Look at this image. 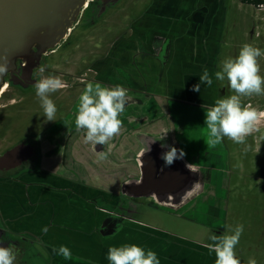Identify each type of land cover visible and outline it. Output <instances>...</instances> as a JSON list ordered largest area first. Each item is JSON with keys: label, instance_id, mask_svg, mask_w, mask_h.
<instances>
[{"label": "flooded vegetation", "instance_id": "af4514ba", "mask_svg": "<svg viewBox=\"0 0 264 264\" xmlns=\"http://www.w3.org/2000/svg\"><path fill=\"white\" fill-rule=\"evenodd\" d=\"M105 1H91L74 29L68 32L60 47L49 50L43 56L51 58L61 51L59 59H52L54 68L50 70L51 74L64 76L65 78L62 80L66 84L64 89L51 95L57 106L56 121L49 122L44 117V121L39 127L40 133L37 135L28 134L26 139L16 141L8 136L11 134L4 127L8 119L5 115L0 117V125H2L0 127V142L4 131H7L9 140V144L5 148H0V158L17 145L24 146L25 144L31 147H28L22 153V160L15 162V166H0V244L5 247L15 245L18 253L15 264H55L49 255L53 252V247L58 249L59 246L65 245L74 253H79L85 243H87L85 252L90 253L91 248L97 249L96 253L101 264H109L107 260L109 247L123 244H137L146 250L151 249L156 252L163 250L167 256H170L168 251L171 248L174 251V257L177 253H181L178 258L179 264H213L216 258L215 253L209 254L206 247H203L205 248L204 253H194V250H196L194 244L192 246L182 245L179 241L165 236L164 232L158 227L162 213L170 216L177 224L180 223V219L190 221V209L192 200L195 197L193 196V190L196 187L190 181V179H193L191 174L193 171H190L184 163L185 161L189 164L190 161L188 162L183 157L182 159H176L171 166H165L164 160L161 159V154L168 150L162 148V144L175 146L177 149H180V146L184 144L180 139L173 137L172 140L170 132L151 134L155 136L153 140H143L144 133H141V138H139L141 148L138 154L140 158L139 174L134 178H137L140 182L152 183L153 186L149 184L143 186L138 183L130 185V181H125L123 191L121 190L120 196H118L123 199L121 205L112 209L100 207L96 201L98 197H95V194L80 182V177L85 175V168L89 169L91 167L84 159L85 152H96L97 159L100 151L110 149V154L116 152L114 138L106 146H94L91 143H85V132L83 130H76L75 117L78 98L86 84L91 82L95 85L99 82L101 85L105 84L107 87H112L107 80L117 82L128 90L127 105H129L134 97L140 99L137 95H133L138 91L136 87L139 85L133 81L136 77L137 67L146 63L149 57H152L154 61L161 65L164 56L163 51H157L156 42L152 38L149 42H146L141 36L136 35L133 50H129L132 57L128 63L119 65L120 55H116L104 67L106 68L105 72L99 73L98 71L97 80L80 76L73 77L75 75L74 72H71L73 55L69 54V50L74 40H81L89 47V50L85 51L82 57L90 61L91 64L96 63L99 65V58L93 53V49L101 50L105 45L98 46L90 38L98 40L94 36L96 27L106 21L107 17L111 15V9L123 0L114 3H105ZM80 28H85V32H81L83 33L81 37H76V34H80L78 32ZM113 43H115V40L110 44ZM183 45L184 42L178 41L176 43L177 49L172 62L173 78L166 82L168 86H160L170 88L172 95L155 93V90L148 93L161 99H171L176 105L175 116L180 125L182 123V111L187 109L191 113L187 119L189 138L186 144L191 154H199L198 157H193V166L198 165L197 167H199L202 174H204L203 170L206 169L216 172L221 170L226 157H228L226 160L228 166L230 161L228 152L232 153V151L229 143L224 141L214 147H208L206 142L210 139V130L205 124V115H202L203 112L201 113L200 110H207L208 107L214 105L217 98L226 94L214 77L221 60L205 50L187 53ZM205 68L213 75L212 86L201 85L200 92L192 91V86L199 83V76ZM89 71L93 72L92 70ZM15 73L21 78V81L15 84L12 80L14 73H10L6 79L7 86L3 91L4 95L1 98L12 101H15L16 97L19 100H35L33 85L39 78L38 68L32 74L25 69L15 71ZM260 74L264 76L263 71ZM130 75L133 77L132 80ZM23 76H26L27 79H24ZM22 83L29 84V87L25 88ZM160 83L165 82L159 81L158 84ZM1 98L0 100H2ZM30 109L33 112L31 123L34 126L33 121L36 125L35 116L41 112L36 111L35 104ZM126 111L127 108L124 112ZM42 126H44L43 131ZM33 130L37 131L35 127ZM196 132H198L197 137ZM254 134L255 132L252 135ZM252 135L248 136L246 140ZM162 136H164V139L161 140ZM126 146L123 145L122 149ZM102 162L104 163L105 160H102ZM237 165L233 171L227 167V170H230V175L227 178H221L216 183L217 186L224 188L235 185L237 191L238 187L234 181L241 179V173ZM13 171L18 172L16 176L7 175ZM34 171H38L35 177L36 181L27 183ZM151 172H165L182 180L178 183L167 176L157 180L146 177V173L150 174ZM91 174L94 175L92 170ZM256 174L264 179V163L261 161L255 164ZM15 179H18V184L14 182ZM164 182L171 184L173 189L169 196H163L162 190L157 189V186H162ZM98 188L99 186L96 184V189L98 190ZM229 192H233V190L229 188ZM113 196L117 197L115 191ZM113 196L112 193H108V200L111 201ZM121 211L125 213H121ZM142 218L144 219L141 220ZM137 224L142 226V234L147 230L146 234L149 238L143 237L145 241L151 239V237H156L157 244L163 245V247L157 250L158 247L155 245L149 247L144 243L139 244L138 229L135 227ZM216 225L219 226V223ZM45 226L49 228L47 234L42 231ZM154 228L157 230H153ZM216 229L223 230L220 226L219 229ZM151 233L154 234L151 235ZM215 233L219 234V232ZM124 234L127 237L123 239ZM159 234H162L160 240H158ZM83 237L86 238L85 241ZM93 238H98V240L96 242L92 241ZM199 254L203 255L199 256ZM56 264L90 263L83 262L80 255L72 254L70 260L62 257Z\"/></svg>", "mask_w": 264, "mask_h": 264}, {"label": "rangeland", "instance_id": "374dc122", "mask_svg": "<svg viewBox=\"0 0 264 264\" xmlns=\"http://www.w3.org/2000/svg\"><path fill=\"white\" fill-rule=\"evenodd\" d=\"M130 1L123 0L114 6L111 9L110 17H107V20L103 23L100 21L101 24L94 31V36L98 40L90 38L98 46L105 45L101 50L93 49V53L99 58V65L96 63L91 64L90 61L82 57V54L88 51L89 47L81 40L73 41V45L69 50V54L73 55L71 61V72L75 73L74 76L72 75L73 77L80 76L97 80L98 71L101 73L105 72L106 68L104 67L116 55H120L119 65L127 63V61L123 62L122 60L121 48L133 50L134 39L131 41L126 40L132 39L134 36L129 35L126 40L121 39L113 44L110 43L117 39L118 35H122L123 38L135 26V22L139 24L145 21V18L136 19L139 1L132 5H130ZM157 2L159 5H164L163 10L168 13L167 15H175L160 22L166 27L181 33L190 50L207 49V52L220 58L221 61L228 57L235 58L238 56L240 48L245 43H250L264 50V9L243 4L240 0H157ZM141 3L142 5L144 3L143 6L152 7L156 4V0H141ZM155 24L156 20L150 19L147 27ZM75 26L76 23L72 29ZM78 32L80 34H76V37H81V34H83L81 32H85V28H80ZM116 49L117 52L115 51ZM60 53L61 51L51 58L43 57L42 65L46 68V75L51 74L50 70L54 68L52 59H59ZM259 64L261 71L264 73V69H262L264 68V56L259 58ZM89 70L93 72L91 73ZM167 71L170 73V68ZM157 73L158 71H155L154 68L151 71L146 70L145 73H140L134 78L133 81L140 86L137 85L136 89L138 91L133 93V95H137L140 99L134 97L131 103L126 105L127 111L123 112L119 117L123 121V126L120 133L114 137L116 152L111 153L104 163L100 158H96V152L84 153V159L91 167H89L90 170L85 168V175L80 177V182L87 186L95 194V197H98L96 201L100 207L112 209L121 205L123 199L118 196H120V191H123V183L138 176L140 165L138 154L140 153L141 145L137 133L151 135L161 134L165 131L170 132L172 140L174 137L184 142L180 149H183L186 153L184 157L188 162L190 161L189 164H192V167L199 168L197 167L198 165L193 166V160L199 154H191L186 144L189 138L187 119L191 113L187 109L182 111V123L180 125L175 116L176 105H174L173 101L171 99H161L158 96H151L148 93H152L155 88L160 86H168L165 80V83L160 84L153 82V77ZM55 75L61 79L65 78L60 74ZM145 78H147L146 81ZM70 80L72 79L70 78ZM107 82L111 83L112 87L119 85V83L112 80H107ZM218 82L225 90V96L234 94L226 79ZM142 83L144 85H141ZM102 86L106 85L102 84ZM247 102L260 110H264V96L245 97L242 99L243 104ZM34 104L36 111L41 113L35 116L36 125L33 121V126L31 123L33 112L30 107H33ZM65 111L68 112L67 109ZM205 111L200 110L201 113L203 112L202 115H205ZM4 115L8 119L4 127L11 134L8 136L16 141L26 139L28 134L37 135L40 133L39 127L44 121L43 109L36 93L35 100H19L18 97L15 98V101L0 100V117ZM34 127L37 131L33 130ZM258 127L259 131L246 140V145L236 144L229 139H226L227 141L223 140L229 143L232 151V153L228 152L230 154L228 166L226 164L228 157H226L221 170L216 172L207 169L203 170L202 191L192 200L190 221L180 219V223L177 224L170 216L161 214L158 227L164 232L165 236L179 241L182 245L192 246L194 244L196 249L194 253H204L205 248H203V245L210 243L209 237L212 234L219 232L218 235H221L226 231L227 227L243 224L244 231L235 249L237 257L244 264H247L249 258H255L257 264H264V179L259 174L255 175L256 162L261 161L264 163V121H261ZM43 128L44 126H42V131ZM197 134L198 132H196V137L198 136ZM8 136L7 131H4L0 148H5L9 144ZM123 145L127 146L122 149ZM249 145L251 147L246 151L245 149ZM237 164H239L238 168L241 173V179L234 181L238 187L237 191L235 190V185L224 188L217 186L216 183L221 178H227L230 175L229 171H233ZM227 167L230 170H227ZM91 170L94 175L91 174ZM17 173V171H13L7 175L16 176ZM36 174H38V171H34L31 174L32 177L28 179L27 183L36 181ZM14 182L18 184V179H15ZM96 184L99 186L98 190L96 189ZM229 188L233 192H229ZM114 191L117 195L116 198L113 196ZM108 193H112L113 199L111 201L108 200ZM121 213L125 212L121 211ZM217 223L223 230L216 229H219V226L216 225ZM135 227L138 229L139 244L144 243V245L147 244L149 247L155 245L158 247L157 250L163 247V245L157 244L156 237H151V239L145 241L144 238H149L146 234L147 230L142 234V226L137 224ZM153 230L156 231L157 229L154 228ZM154 233H151V235ZM126 237V234H124L122 238ZM161 237L162 234H159L158 240ZM83 239L84 241L86 240L85 237ZM91 240L96 242L98 238ZM200 244L202 246L199 247ZM86 247L87 243L81 247V252H71L73 255H80V259L83 262L101 264L96 253L97 249L91 248L90 253H87L85 252ZM168 252L170 256L165 255L163 250L156 252L160 259V264H179L178 258L181 253H177L174 257V251L171 248H169ZM52 253H49V255L56 264L63 256ZM202 255L199 254V256Z\"/></svg>", "mask_w": 264, "mask_h": 264}, {"label": "clouds", "instance_id": "9594fccd", "mask_svg": "<svg viewBox=\"0 0 264 264\" xmlns=\"http://www.w3.org/2000/svg\"><path fill=\"white\" fill-rule=\"evenodd\" d=\"M262 56H264V50L245 43L240 48L238 56L228 57L220 62L214 77L221 82L226 79L234 94L217 98L214 105L205 111V124L210 130V139L206 142L208 147L221 144L225 137L236 144L246 145V138L259 131L258 126L261 121H264V110L254 107L251 103L243 104L242 99L264 96V76L260 74L259 64V58ZM6 70V65H0V73ZM45 72V66L40 65L39 78L33 86L44 117L46 121L51 122L56 121L57 113V106L51 95L64 89L66 84L59 76L45 75ZM212 84L213 75L205 68L199 76V83L192 86V91L200 92L201 85L211 87ZM3 95L4 92L1 96ZM127 103L128 90L124 86L107 87L99 82L95 85L91 82L87 83L78 98L75 117L76 130L85 132V143H91L94 146L108 145L122 129L123 121L119 117L125 111ZM140 135L141 133L137 134L138 139ZM161 147L168 149L161 154L165 166H171L176 159H182L186 155L183 149H177L175 146L162 144ZM250 147V145L247 146L245 150L247 151ZM109 155L110 149L99 152L101 160H106ZM196 186L198 187V183ZM42 231L47 234L49 228L45 226ZM243 231L244 225L238 224L235 227H227L221 235L213 234L209 237L210 243L203 246L208 249L209 254L215 253V264H241L235 249ZM53 252L66 260L72 258L71 249L65 245L59 246L58 249L53 247ZM17 254L15 245L5 247L0 244V264H15ZM107 260L109 264H160L155 251L146 250L137 244L109 247ZM247 264H257V260L249 258Z\"/></svg>", "mask_w": 264, "mask_h": 264}, {"label": "water", "instance_id": "95a60500", "mask_svg": "<svg viewBox=\"0 0 264 264\" xmlns=\"http://www.w3.org/2000/svg\"><path fill=\"white\" fill-rule=\"evenodd\" d=\"M91 1L93 0H0V65L4 64L7 67L5 72L0 73V93L10 73H14L12 80L17 84L21 78L15 71L25 69L32 74L39 68L43 56L49 50L60 46ZM117 1L106 0L105 3ZM23 78L27 79L26 76ZM22 85L25 88L29 87L26 83ZM154 138V136L143 135V140ZM24 146L17 145L6 152L0 158V166L11 167L15 166V162H20L22 153L28 147L31 148L25 144ZM184 163L194 173H191L193 179H189L196 187L193 190V196H196L202 191L203 174L199 168H194L185 161ZM154 169L156 170V167ZM166 176L178 183L182 180L165 172L146 173V177L155 180ZM146 184L153 186L152 183H141L143 186ZM157 189L162 190L163 196H169L173 192L171 184L165 182L162 186H157Z\"/></svg>", "mask_w": 264, "mask_h": 264}, {"label": "crops", "instance_id": "0c3cea01", "mask_svg": "<svg viewBox=\"0 0 264 264\" xmlns=\"http://www.w3.org/2000/svg\"><path fill=\"white\" fill-rule=\"evenodd\" d=\"M139 1L138 4V16L136 19H142L145 18V21L140 22L139 24H137V22L134 23L135 26H133L130 30V32H128L123 38L122 35H118L117 39H115V42L121 39L126 40V38L131 35L134 36L132 39H127L126 41H131L134 39V43L136 41V35H139L142 37V39H144V41L149 42L150 39L152 38L153 41L156 42V48L157 51H163L164 52V56L162 58V64H158L156 61H154L152 59V57H149L146 60V63L138 66L135 71H136V76L140 73H145L146 70L151 71L155 68V71H158L157 74H155V77H153V82L154 83H159V81H163L165 80V82H169L170 79L173 78V74H172V62L174 60V56L176 53V43L179 42H184L183 47L186 48L187 53L189 52H193L196 50H190L188 48V44L187 42L183 39L182 34L179 33L178 31L173 30L172 28L166 27L165 25H163L160 21L165 20V19H169L174 17L175 15H167L168 13L164 12L163 10V6L164 5H159L157 0H156V4L152 7L150 6H143L141 3V0H131L130 1V5L134 4L135 2ZM156 20V24L152 25L150 27H147L148 24V20ZM133 43V44H134ZM197 50H204V49H197ZM207 50V49H206ZM205 50V51H206ZM117 52V49L115 50ZM121 55H122V60L123 62L127 63L130 61L131 59V54L129 53V49H124L121 48ZM208 51V50H207ZM206 51V52H207ZM209 53V52H207ZM170 68V73L167 71V69ZM167 71V72H166ZM157 76V79H156ZM130 78L132 80V76L130 75ZM147 80V78H145V81ZM147 134V133H146ZM134 183H138L141 185L142 182H140L137 178H133L132 180H130V185H133ZM140 188V187H139ZM157 191V190H156Z\"/></svg>", "mask_w": 264, "mask_h": 264}, {"label": "bare ground", "instance_id": "6f19581e", "mask_svg": "<svg viewBox=\"0 0 264 264\" xmlns=\"http://www.w3.org/2000/svg\"><path fill=\"white\" fill-rule=\"evenodd\" d=\"M89 5V4H88ZM87 5V6H88ZM6 87V86H5ZM5 87L3 88V90L1 91L0 93V96L2 94V92L5 90ZM155 93H161V94H166V95H172V90L168 87H165V88H162V87H159V88H156L155 89Z\"/></svg>", "mask_w": 264, "mask_h": 264}, {"label": "trees", "instance_id": "16d2710c", "mask_svg": "<svg viewBox=\"0 0 264 264\" xmlns=\"http://www.w3.org/2000/svg\"><path fill=\"white\" fill-rule=\"evenodd\" d=\"M243 4H248V5H252V6H256L258 8V6L262 3H264V0H240ZM241 264H244L243 261H241Z\"/></svg>", "mask_w": 264, "mask_h": 264}, {"label": "built area", "instance_id": "2783aa9c", "mask_svg": "<svg viewBox=\"0 0 264 264\" xmlns=\"http://www.w3.org/2000/svg\"><path fill=\"white\" fill-rule=\"evenodd\" d=\"M258 8H259V9H264V3L260 4V5L258 6Z\"/></svg>", "mask_w": 264, "mask_h": 264}]
</instances>
